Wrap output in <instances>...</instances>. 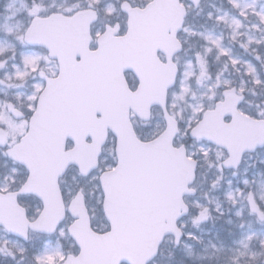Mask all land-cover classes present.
<instances>
[{"label": "snow or ice", "instance_id": "snow-or-ice-1", "mask_svg": "<svg viewBox=\"0 0 264 264\" xmlns=\"http://www.w3.org/2000/svg\"><path fill=\"white\" fill-rule=\"evenodd\" d=\"M198 4L21 0L5 17L0 254L16 264H158L168 240L210 264H264V169L240 172L245 154L264 151V99H249L264 97V4L226 0L205 13L210 28L189 22ZM154 108L155 131L137 127L133 117L151 120ZM225 205L239 230L229 245L191 230ZM33 234L57 243L29 251Z\"/></svg>", "mask_w": 264, "mask_h": 264}, {"label": "rangeland", "instance_id": "rangeland-1", "mask_svg": "<svg viewBox=\"0 0 264 264\" xmlns=\"http://www.w3.org/2000/svg\"><path fill=\"white\" fill-rule=\"evenodd\" d=\"M13 0L6 4L4 8L2 9V12L4 13L5 11L7 14L5 15L8 16L10 13L15 10ZM50 3H55L56 0H49ZM69 4L68 1H64V6H67ZM258 4H264V0H258ZM20 6V5H19ZM220 8V9H225L227 8L226 0H201L200 5L197 9L193 10L191 9V12L189 14L191 24L195 25L196 27H200L201 25H204V27H212L211 22L206 21V16L205 13L208 11H215V8ZM2 14V13H1ZM5 17L1 18L0 17V24H3L5 22ZM102 22V21H101ZM222 28H217L216 31H221ZM238 50V49H237ZM131 79V76H129ZM2 95V93H0ZM250 100L253 101V104H258L261 103V100L264 99V97L261 96H256V97H249ZM263 106V105H262ZM159 119L158 116V108L154 110L153 112V117L152 121L149 123H143L138 120L135 121V124L137 127L140 128H145V127H150L152 128L153 131H155L156 128V123ZM181 140L183 138H180ZM107 152V149L105 150ZM261 160H264V151L257 150L253 154H248L244 160L242 165L240 166V172L243 174V170L247 168V175L249 177H252L256 172L260 171L261 169H264V165L260 163ZM1 167L4 168V164L0 165ZM233 180L238 179L239 177H230ZM65 187L66 189H72L75 186V181H73L72 176L68 175L65 178ZM79 179V178H78ZM206 186V185H205ZM88 188L91 190L92 185L89 184ZM194 197H189V199H193ZM225 214L223 217H220L219 219H216L215 221H209L206 224H203L201 226L200 231H198L195 228H192L191 230L194 232H197L198 235H201L204 239L205 242L208 240H212L213 242L219 243L223 242L226 246L230 244L232 237L229 236L228 232L229 229H232L233 233H238V229L234 227V225L228 224L226 221L228 218H232L233 221L235 222V217L232 215V212L228 210V206L225 205ZM98 223L96 225L97 230H101L100 226H104L103 222L99 220L97 217ZM256 227L260 228L261 226L257 225ZM4 236L3 234H0V239H3ZM44 240H49L51 241L52 246L54 247L57 243V237L56 235L53 236H43V235H37L33 234L32 240L28 241L25 243V245L29 248V251L32 250V245L35 244L37 246L42 245ZM189 245H191L194 249V253L200 252V245H194L192 241H187ZM60 244L64 246V249L67 250L68 245L70 244V241L67 240H60ZM162 254L157 258L158 264H201L199 261H203L204 263L206 262L207 264H210L209 260L207 259H198L196 255L194 254L192 257H188L186 255V251L181 248V247H175L173 246L171 241L166 240L162 244ZM172 253L170 256L169 253ZM19 259V257L17 258ZM0 264H16V261H13L10 257H7L3 254H0ZM20 264H27L26 260H21ZM211 264H217L215 260L211 261Z\"/></svg>", "mask_w": 264, "mask_h": 264}, {"label": "water", "instance_id": "water-1", "mask_svg": "<svg viewBox=\"0 0 264 264\" xmlns=\"http://www.w3.org/2000/svg\"><path fill=\"white\" fill-rule=\"evenodd\" d=\"M120 261H127V262H128V260H127L125 257H121L120 260L118 261V263H119Z\"/></svg>", "mask_w": 264, "mask_h": 264}, {"label": "bare ground", "instance_id": "bare-ground-1", "mask_svg": "<svg viewBox=\"0 0 264 264\" xmlns=\"http://www.w3.org/2000/svg\"><path fill=\"white\" fill-rule=\"evenodd\" d=\"M201 261H199V263H200Z\"/></svg>", "mask_w": 264, "mask_h": 264}]
</instances>
